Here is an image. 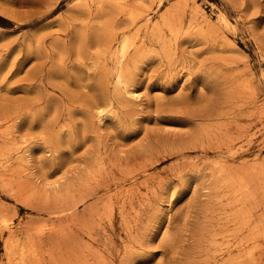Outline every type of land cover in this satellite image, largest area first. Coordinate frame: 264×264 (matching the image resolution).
Masks as SVG:
<instances>
[{
	"label": "rangeland",
	"instance_id": "obj_1",
	"mask_svg": "<svg viewBox=\"0 0 264 264\" xmlns=\"http://www.w3.org/2000/svg\"><path fill=\"white\" fill-rule=\"evenodd\" d=\"M8 243L264 264V0H0V264Z\"/></svg>",
	"mask_w": 264,
	"mask_h": 264
},
{
	"label": "bare ground",
	"instance_id": "obj_2",
	"mask_svg": "<svg viewBox=\"0 0 264 264\" xmlns=\"http://www.w3.org/2000/svg\"><path fill=\"white\" fill-rule=\"evenodd\" d=\"M130 14V13H129ZM131 17V16H130ZM221 20L223 21V23H226V24H228V19H227V17L225 16V15H221ZM150 21V20H149ZM151 22V21H150ZM203 27V26H202ZM115 34V33H114ZM110 38V37H109ZM101 39V38H100ZM115 39V38H114ZM130 39H128L127 37H125V39H124V41H123V45H122V49H121V53H120V66H122V65H124L125 64V62H126V60L129 58V55H130V51H131V49L133 48V44L129 41ZM114 44V43H113ZM118 47V46H117ZM118 49V48H117ZM105 53L107 54V51H105ZM106 54H105V56H106ZM112 55V54H111ZM108 56V55H107ZM106 56V57H107ZM118 56V55H117ZM112 58H113V56H112ZM117 59V58H116ZM106 65H107V63H106ZM105 65V66H106ZM109 68V67H108ZM126 84V82H125V71H124V69L123 70H119V72L117 73V85L118 86H123V85H125ZM116 85V86H117ZM74 206V205H73ZM75 208V207H74ZM108 210V209H107ZM5 220V219H4ZM2 223V222H1ZM2 224H4V223H2ZM6 225H8V224H6ZM30 231V230H29ZM38 231V230H37ZM40 231V230H39ZM14 234H16L15 232H13ZM12 233V234H13ZM43 233V232H42ZM14 236V235H13ZM16 236V235H15ZM14 238V237H13ZM17 240H19V239H17ZM33 240H35L34 238H33ZM16 241V240H15ZM13 243V242H12ZM38 243V242H37ZM8 244H10V243H8ZM42 244V243H41ZM250 244V243H249ZM6 245H7V243H6ZM11 244L9 245V248H8V250L7 251H9L10 252V254L12 255V256H14L15 257V261H16V263L15 264H26V262H27V264L29 263L27 260L29 259V256L27 255V253L25 252V251H23L22 249V247H21V249L20 250H22V251H17L16 250V247L18 246V244H17V246L15 245H12L11 247ZM31 246V245H30ZM41 246H43V245H41ZM40 246V247H41ZM258 247V246H257ZM19 248V247H18ZM32 248V247H31ZM34 248V247H33ZM254 248V247H253ZM37 250V249H36ZM33 251V250H32ZM6 252V251H5ZM8 252V253H9ZM35 253V252H34ZM221 253V252H220ZM248 253V252H247ZM9 254V255H10ZM8 255V256H9ZM12 256H11V258H12ZM32 256V255H31ZM34 257V256H33ZM35 257H36V255H35ZM238 258V257H237ZM248 259V258H247ZM250 261V260H249ZM217 264V263H216Z\"/></svg>",
	"mask_w": 264,
	"mask_h": 264
}]
</instances>
